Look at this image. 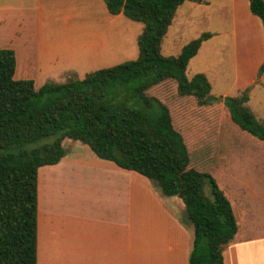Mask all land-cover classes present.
Wrapping results in <instances>:
<instances>
[{"label":"trees","instance_id":"trees-1","mask_svg":"<svg viewBox=\"0 0 264 264\" xmlns=\"http://www.w3.org/2000/svg\"><path fill=\"white\" fill-rule=\"evenodd\" d=\"M103 1L111 15L143 25L136 59L37 88L32 79L15 78V51L0 48V264H38L39 169L65 157L66 139L180 198L194 228L190 264H225L238 231L233 207L211 173L195 164L174 114L183 118L186 103L208 108L223 101L236 125L264 141V122L249 106L250 87L218 98L205 74L188 78L190 61L212 33L178 56L162 54L178 9L202 0ZM249 8L264 28V0H249Z\"/></svg>","mask_w":264,"mask_h":264},{"label":"rangeland","instance_id":"rangeland-1","mask_svg":"<svg viewBox=\"0 0 264 264\" xmlns=\"http://www.w3.org/2000/svg\"><path fill=\"white\" fill-rule=\"evenodd\" d=\"M202 1L201 4L187 1L178 9L163 40L162 54L178 56L192 40L203 33H212V38L203 43L190 61L188 78L205 74L212 85V95L218 98L241 95L250 87L249 106L257 119L264 122L263 64L258 73L260 79L245 86L251 62L259 61L261 53L264 56L261 41L251 39L254 25L247 12L249 0ZM8 2L18 4L16 0ZM23 17L22 38L12 43L19 56L15 78L32 79L37 88L47 82L63 83L75 77L74 73L82 79L91 71L134 60L139 55L136 35L143 25L125 16L114 24H119L116 30L119 58L111 65L89 62L86 48H82L85 43L94 42L100 35L110 42L111 29L106 26L109 13L102 0H23ZM7 28L5 23L0 25V48H12L7 47L10 46V39H6ZM30 44L33 50L25 53L23 60L24 45L28 48ZM39 54L45 55L44 61H39ZM165 90L166 86L157 87L152 93ZM195 104H185L183 118L174 114L195 164L204 166L231 203L235 202L241 226L245 217L240 212L244 213L245 203L258 209L256 220L264 223V141L236 125L223 101L208 108ZM67 148L71 149V144ZM181 219L187 226L191 225L186 211Z\"/></svg>","mask_w":264,"mask_h":264},{"label":"crops","instance_id":"crops-1","mask_svg":"<svg viewBox=\"0 0 264 264\" xmlns=\"http://www.w3.org/2000/svg\"><path fill=\"white\" fill-rule=\"evenodd\" d=\"M16 2L0 0V25H8L7 47L15 51L18 64L12 43L22 38L25 19L23 0ZM247 12L254 25L251 39H259L263 50V24L250 9ZM123 17L109 13L106 18L110 42L100 35L83 45L91 64L111 65L119 58V24H114ZM25 46L23 60L25 53L33 50L31 44ZM261 55L259 61L251 62L246 87L260 79ZM37 57L42 62L45 55ZM63 146L66 155L58 164L39 169L38 264H190L194 228L181 219L186 208L180 198L164 196L145 176L99 158L80 141L66 139ZM231 205L239 224L224 252L225 264H264V223L256 220L258 209L243 204L241 226L235 202Z\"/></svg>","mask_w":264,"mask_h":264}]
</instances>
